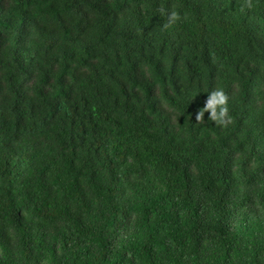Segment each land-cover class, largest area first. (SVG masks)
Here are the masks:
<instances>
[{"label": "trees", "instance_id": "obj_1", "mask_svg": "<svg viewBox=\"0 0 264 264\" xmlns=\"http://www.w3.org/2000/svg\"><path fill=\"white\" fill-rule=\"evenodd\" d=\"M0 264H264V0H0Z\"/></svg>", "mask_w": 264, "mask_h": 264}, {"label": "clouds", "instance_id": "obj_2", "mask_svg": "<svg viewBox=\"0 0 264 264\" xmlns=\"http://www.w3.org/2000/svg\"><path fill=\"white\" fill-rule=\"evenodd\" d=\"M163 13L164 10L161 9ZM180 19L177 12H172L169 16V23H173ZM169 24H165L164 28H167ZM229 96L221 88L211 90L208 92V97L204 103V106L196 113L195 119L199 123L205 122V113H208V121L214 122L215 125H221L227 127L231 122L232 117L229 112Z\"/></svg>", "mask_w": 264, "mask_h": 264}]
</instances>
